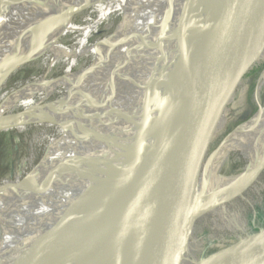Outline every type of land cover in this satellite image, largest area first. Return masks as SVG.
I'll return each instance as SVG.
<instances>
[{
	"label": "bare ground",
	"instance_id": "1",
	"mask_svg": "<svg viewBox=\"0 0 264 264\" xmlns=\"http://www.w3.org/2000/svg\"><path fill=\"white\" fill-rule=\"evenodd\" d=\"M4 1L0 0V88L26 62L49 52L56 53L52 67L64 58H71L72 63L57 79L41 78L12 92L0 105V127L18 128L75 107L79 110L68 119L65 135L51 141L47 158L36 171L18 184L0 186V214L17 218L4 241L1 264H128L130 254L109 241L99 242L91 255L74 257L70 223L80 199L107 183L120 166L130 136L157 117L169 99L168 38L172 33L178 40L183 34L185 10L192 0H109L87 26L75 25L78 13L107 0H44L31 13L19 14L7 13ZM17 1L12 5L22 6ZM75 5L78 9L86 6L74 12ZM118 12L121 21L113 34L86 47L95 30ZM73 34L80 37L67 47L71 41L64 39ZM89 57L92 62L86 69L74 70L79 60ZM258 84V89L264 87V70ZM64 85H74V89L40 108ZM44 92L47 98L29 110L6 116L15 107L30 106ZM246 142L256 152L253 169L221 178L234 148ZM263 160L264 107L260 106L213 159L212 199L225 194L223 190L232 183L256 174ZM60 236L66 240L57 241Z\"/></svg>",
	"mask_w": 264,
	"mask_h": 264
},
{
	"label": "water",
	"instance_id": "2",
	"mask_svg": "<svg viewBox=\"0 0 264 264\" xmlns=\"http://www.w3.org/2000/svg\"><path fill=\"white\" fill-rule=\"evenodd\" d=\"M16 1H4L7 13L44 3ZM185 14L183 34L167 43L170 97L130 136L108 182L78 202L69 229L74 257L109 241L130 254L128 264H183L197 220L220 206L212 161L240 126L213 152L212 134L234 82L264 60V0H192ZM263 168L264 160L249 185ZM191 264H264V228Z\"/></svg>",
	"mask_w": 264,
	"mask_h": 264
},
{
	"label": "rangeland",
	"instance_id": "3",
	"mask_svg": "<svg viewBox=\"0 0 264 264\" xmlns=\"http://www.w3.org/2000/svg\"><path fill=\"white\" fill-rule=\"evenodd\" d=\"M108 2L109 0L101 6L90 8L88 11L83 8L90 3L82 6L80 9L83 10L78 13L75 25L87 26L94 22ZM108 20L90 36L88 41H86V47L93 46L112 35L121 21V12L112 15ZM79 37V34L67 36L64 40L71 41L67 44V47H72L76 44L78 41L76 39H79ZM55 56L56 53L49 52L43 58L35 61L30 60L18 68L4 81L0 88V105L12 92L26 85V83L28 84L45 77L48 80H54L63 76L71 66L72 60L71 58L61 59L52 67ZM91 62V57L81 59L74 70H84ZM263 70L264 60L240 75L234 82L228 94V99L224 104L222 117L217 122L212 134L210 146L212 152L218 148L223 139L234 129L254 117L260 106L264 107V87L258 89L259 78ZM71 89H74V85L60 87L55 95L44 102L40 108L60 101L72 91ZM46 98L47 94L44 92L35 98L30 106L15 107L6 116H15L23 111L25 112L33 104ZM103 99L104 97H102ZM78 110L79 107H75L67 112L33 121L18 128L1 130L0 186L18 184L36 171L47 158L51 141L65 135L69 130L68 119L76 115ZM242 144L236 146L225 161L224 176L233 177L253 169L256 155L254 146L249 142ZM255 175L232 183L229 189L225 190V194L214 200L215 203L219 202L220 206L210 214L199 217L189 240L186 260L183 264H191L194 261H198L213 252L232 245L239 238L264 228V218H261V215L257 212V207H263L264 205V168L249 185L250 178ZM231 192L237 193L239 200L234 204L224 203V197ZM16 220V217L8 213L0 214V264L2 263L4 241H6Z\"/></svg>",
	"mask_w": 264,
	"mask_h": 264
},
{
	"label": "trees",
	"instance_id": "4",
	"mask_svg": "<svg viewBox=\"0 0 264 264\" xmlns=\"http://www.w3.org/2000/svg\"><path fill=\"white\" fill-rule=\"evenodd\" d=\"M237 200H239V197L236 194H234L233 192L227 194L224 197V203H226V204H229V203H231V204L233 203L234 204V203H236ZM257 212L261 215V218H264V205H263V207H257Z\"/></svg>",
	"mask_w": 264,
	"mask_h": 264
},
{
	"label": "flooded vegetation",
	"instance_id": "5",
	"mask_svg": "<svg viewBox=\"0 0 264 264\" xmlns=\"http://www.w3.org/2000/svg\"><path fill=\"white\" fill-rule=\"evenodd\" d=\"M264 223V222H263ZM263 225V224H262Z\"/></svg>",
	"mask_w": 264,
	"mask_h": 264
}]
</instances>
